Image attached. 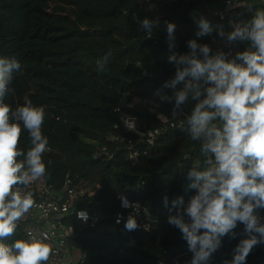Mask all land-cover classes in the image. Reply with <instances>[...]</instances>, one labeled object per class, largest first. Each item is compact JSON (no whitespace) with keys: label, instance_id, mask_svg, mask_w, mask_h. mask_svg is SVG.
I'll list each match as a JSON object with an SVG mask.
<instances>
[{"label":"trees","instance_id":"obj_1","mask_svg":"<svg viewBox=\"0 0 264 264\" xmlns=\"http://www.w3.org/2000/svg\"><path fill=\"white\" fill-rule=\"evenodd\" d=\"M222 0H0V57L17 59L21 72L14 73L5 99L13 110L31 100L43 106L42 133L49 151L43 154L47 174L38 179L55 190L66 176L86 190L76 193L72 207L102 217L95 228L74 227L69 243L86 253L84 264H190L192 253L178 229L167 223V195L183 196L185 204L195 190L187 189L186 173L193 162L203 161L199 142L188 139L186 117L192 103L183 106L181 126L164 129L153 144L126 132L121 119L134 116L142 131L162 126L158 114L175 120L174 102L161 101L155 91L175 75L166 43L165 21L173 22L177 47L185 53L187 41L212 44L222 37L218 32L197 37L195 18L202 8ZM240 9L237 17L246 22L254 11ZM158 19L160 27L146 39L137 20ZM239 42L240 52L244 51ZM110 53L104 72L96 61ZM183 83L177 84V89ZM171 95V89H165ZM182 113V114H183ZM116 126V127H115ZM138 142L137 161L128 159L127 142ZM19 147H31L29 133L23 130ZM105 147L110 154H100ZM144 152V153H143ZM51 161V164H48ZM139 203L156 221V228L115 233L102 230L112 223L119 210L117 196ZM264 214V209L261 210ZM235 238L225 236L209 264H224L233 258V249L245 238L238 224ZM23 239L21 231L8 238ZM246 264H264V243L257 245Z\"/></svg>","mask_w":264,"mask_h":264},{"label":"clouds","instance_id":"obj_2","mask_svg":"<svg viewBox=\"0 0 264 264\" xmlns=\"http://www.w3.org/2000/svg\"><path fill=\"white\" fill-rule=\"evenodd\" d=\"M133 18L146 39L160 27L158 19ZM194 19L197 37L212 33L207 18L200 15ZM164 23L171 53L168 62L173 64L175 75L154 95L174 102L173 114H182L183 106L192 103L186 117L188 139L200 143L203 157L186 173L187 189L195 190L187 204L183 196L172 199L171 205L167 195L163 197L170 213L167 223L178 229L187 243L192 253L190 264H209L223 238H235L234 230L243 224L245 238L233 249L232 260L224 264H246L254 247L264 243V217L259 214L264 209V8H257L249 21H230L232 31L228 33L222 27L218 30L229 45L250 42L231 59L230 53L213 51L210 44L196 39L187 41V52L174 51L176 25ZM109 56L96 61L98 72L106 70ZM17 72H21L17 59L0 57V264H47L53 247L46 233L29 232L26 239L6 242L35 205L29 189L47 174L43 154L50 150L42 133L44 107L27 100L13 110L5 102L8 94L15 92L10 85ZM180 83L184 86L177 89ZM165 89H171V95ZM125 124L129 129L134 127L133 123ZM23 130L31 142L26 152L19 147ZM121 199L123 207L139 209L138 203L129 205L126 198ZM138 227L130 214L124 229L131 232Z\"/></svg>","mask_w":264,"mask_h":264},{"label":"built area","instance_id":"obj_3","mask_svg":"<svg viewBox=\"0 0 264 264\" xmlns=\"http://www.w3.org/2000/svg\"><path fill=\"white\" fill-rule=\"evenodd\" d=\"M252 7L264 8V0H222L219 5L211 7L209 4L204 5L205 14L210 23L213 26V31L218 32L222 27L225 33L232 31L230 27V21L242 22L237 17V12L240 9ZM252 11V10H251ZM249 43H243V49L249 47ZM211 47L213 51L222 49L226 53H230L229 58L235 57L237 52H240L239 42L234 45H229L226 38H221L212 42ZM239 62V61H238ZM185 113L180 114L175 120H169L161 114H158L156 118L161 122L162 126L155 129H148L142 131L138 128L137 120L134 116H126L121 119V125L126 132H131L139 136L140 140H144L146 144H153L160 133L166 128H174L181 126L184 122ZM131 120V121H130ZM133 123L134 127L129 129L125 124ZM116 127V126H115ZM128 159L132 162L137 161L140 155V149L138 142H127ZM144 153V152H143ZM100 154L110 158V154L105 147H102ZM34 193L35 205L28 213L26 219L22 220L16 231H21L23 239L27 238V234L32 232L46 233L48 236V242L53 247V253L49 258L47 264H84L86 260V253L79 252L70 243V238L74 235V227L68 221L77 223L83 228H97L102 217L96 213H89L83 209H77L72 207V201L76 193L82 195L84 191L78 190L69 176L63 181L62 187L59 190H55L51 186H45L38 182V179L32 183L30 189ZM122 197L124 195L119 194L117 199L119 201V210L112 217V223L104 224L102 230L107 233H115L116 228H124L128 216L131 214L135 216L139 229L149 232L156 228V221L152 219L150 213L143 208L139 203V209L134 207H123ZM129 202V205H135L137 202ZM82 214V215H81ZM264 217V214L259 212ZM119 221V222H118ZM137 228V229H138ZM175 264H178L176 260Z\"/></svg>","mask_w":264,"mask_h":264},{"label":"rangeland","instance_id":"obj_4","mask_svg":"<svg viewBox=\"0 0 264 264\" xmlns=\"http://www.w3.org/2000/svg\"><path fill=\"white\" fill-rule=\"evenodd\" d=\"M204 17H205V16H204ZM205 18H207V17H205ZM207 19H208V18H207ZM77 188H78L79 191H80V190H82V191H84V192L86 191L81 183L77 185Z\"/></svg>","mask_w":264,"mask_h":264},{"label":"crops","instance_id":"obj_5","mask_svg":"<svg viewBox=\"0 0 264 264\" xmlns=\"http://www.w3.org/2000/svg\"><path fill=\"white\" fill-rule=\"evenodd\" d=\"M202 15L206 17V14H205V9H204V7L202 8Z\"/></svg>","mask_w":264,"mask_h":264}]
</instances>
